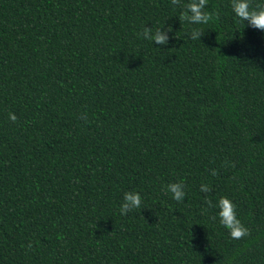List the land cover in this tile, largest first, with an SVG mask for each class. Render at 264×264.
Segmentation results:
<instances>
[{"label": "trees", "instance_id": "1", "mask_svg": "<svg viewBox=\"0 0 264 264\" xmlns=\"http://www.w3.org/2000/svg\"><path fill=\"white\" fill-rule=\"evenodd\" d=\"M187 2L0 0V264H264V33Z\"/></svg>", "mask_w": 264, "mask_h": 264}, {"label": "clouds", "instance_id": "2", "mask_svg": "<svg viewBox=\"0 0 264 264\" xmlns=\"http://www.w3.org/2000/svg\"><path fill=\"white\" fill-rule=\"evenodd\" d=\"M175 2V0H174ZM207 0H188L185 4V10L180 13L181 19H187L190 24L194 25H207L216 16L215 12L209 13L204 10ZM231 12L235 17L237 23L242 25L241 29L245 26L252 27L264 33V2H261L255 8L250 7V0H231ZM246 22V24H245ZM199 29L192 31V40H197ZM155 43L163 44L166 42V37L156 31L151 37ZM8 118L12 121L16 120L13 113L8 114ZM215 175V171H212ZM165 190L171 193L172 199L179 202L185 195L181 182H172L164 186ZM200 188L204 192L210 191L207 184H201ZM142 206V197L137 191H125L123 193L122 202L119 205L120 214L123 215L126 210L139 209ZM210 206L211 202H210ZM216 211L214 218L222 225L232 238L239 239L241 236L247 235V228H245L239 219L236 217L235 205L227 197H219L214 205Z\"/></svg>", "mask_w": 264, "mask_h": 264}]
</instances>
